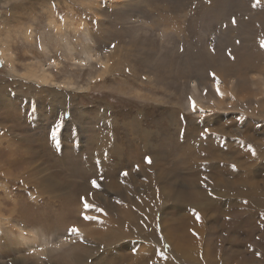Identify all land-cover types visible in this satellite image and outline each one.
I'll return each instance as SVG.
<instances>
[{
	"label": "rangeland",
	"instance_id": "rangeland-1",
	"mask_svg": "<svg viewBox=\"0 0 264 264\" xmlns=\"http://www.w3.org/2000/svg\"><path fill=\"white\" fill-rule=\"evenodd\" d=\"M119 1L0 0V52L5 53L4 58L0 54V200L8 203L2 213L8 217L20 192H27L24 199L44 192L37 197V206L26 200L29 213L16 211L0 222V264H35L41 258L35 253L44 245L48 252L44 264H71L73 255L84 252L80 241L90 239L69 231L74 222L89 226L95 238L110 228L105 223L96 226L93 219L83 221L76 204L63 203L66 193L71 192L72 199L76 193L77 198L83 186L68 184L62 191L41 183L35 190L34 179L29 180L26 172L48 169L53 184L64 177L71 183H88L65 172L61 180L55 177L68 164L89 157V176L94 178L96 169H102L99 165L110 169L121 164L122 156L126 163L115 166L113 178L95 179L98 187L90 184L87 189L89 204L93 203L88 216L97 221L105 216L122 219L129 200L120 196L130 199L132 193L149 192L157 204L155 232L162 233L161 244L149 256L150 251L139 247L151 246L146 241H123L121 248L103 247L90 255L87 264H106L114 256H125L121 264H153L154 257L158 264H264V66L260 65L264 0H128L124 5ZM50 6L57 12L55 26L49 23ZM77 24L84 26L76 30ZM111 52L122 60L117 65L121 69L108 62L104 71L99 63ZM77 61L79 65H73ZM42 69L48 74L45 83L37 82ZM130 120L139 121L147 132L143 150L128 144L133 137ZM95 138L108 140L100 157L93 155ZM114 147L122 150L120 155ZM27 151L32 158L21 163ZM236 152L244 157L235 159ZM252 153L256 158L251 157V164L247 157ZM15 159L19 165L12 163ZM238 161L254 174L236 177L232 168ZM150 180L156 181L153 188L144 189ZM223 183L259 191L249 216L232 220V211L242 206L219 199L228 190ZM174 184L181 198L166 201L159 193H167ZM48 189L60 196L50 199ZM185 220L200 228L197 257L187 258L182 252L178 257L175 251L172 236L178 239L181 232L174 228L182 223L183 229ZM18 232L32 233L36 241L18 238ZM168 235L169 242L163 238ZM170 248L175 254L167 263L171 258L162 260L158 254L166 256Z\"/></svg>",
	"mask_w": 264,
	"mask_h": 264
},
{
	"label": "bare ground",
	"instance_id": "bare-ground-1",
	"mask_svg": "<svg viewBox=\"0 0 264 264\" xmlns=\"http://www.w3.org/2000/svg\"><path fill=\"white\" fill-rule=\"evenodd\" d=\"M123 3L122 5H124L125 3H127L128 2V0H120L119 2H118V4L119 3ZM243 5V4H242ZM261 7V6H260ZM255 8V7H254ZM54 7H52V6H50V7H48L47 8V10L49 11V15H50V18H52L51 20H50V25H52V26H55V20H54V18H56V15H57V12H55L54 11ZM255 14V13H254ZM249 16V15H248ZM66 18V17H65ZM65 18L63 19V21H62V24L63 23H65ZM249 18V17H248ZM252 18H253V16H252ZM261 20V19H260ZM262 23V22H261ZM260 23V24H261ZM254 24V23H253ZM84 25H80V24H77L76 26H74V28L77 30L78 28H82ZM233 26V25H232ZM257 26V25H256ZM236 27V26H235ZM260 27V26H259ZM258 28V27H257ZM232 29V28H231ZM260 29V28H259ZM242 31V30H241ZM235 33H237V32H235ZM235 33H234V36H235ZM1 47V46H0ZM3 47V46H2ZM3 49V48H2ZM1 49V50H2ZM0 50V51H1ZM0 54H1V56L4 58L5 57V53H4V51L3 52H0ZM7 55V54H6ZM88 55V54H87ZM90 55V54H89ZM88 55V56H89ZM9 56V55H8ZM90 56H92V55H90ZM89 56V57H90ZM95 56V55H94ZM93 57V56H92ZM91 57V58H92ZM72 58V60H73V57H71ZM85 58V57H84ZM75 59V58H74ZM77 60H78V58H77ZM92 60V59H91ZM263 61H261L260 62V65H263L264 66V59H262ZM121 59H120V57H119V55L117 54V53H115V52H111L110 54H108V56L106 57V60L104 61H102L101 63H99V64H101V66L103 67V70L105 71L107 68H108V62H112V63H114V64H116V66H114V67H116V68H118V69H121V67H119V66H117L118 64H120L121 63ZM77 62H78V64H77ZM75 64H73V65H76V66H78L79 65V61H77ZM99 62V61H98ZM55 66H57L56 64H57V62H55V63H53ZM123 65V64H122ZM113 66V65H112ZM82 67V66H81ZM11 68H12V65H11ZM102 69V68H101ZM102 70V71H103ZM215 75H217V74H215ZM219 75V74H218ZM219 76H221V75H219ZM218 76V77H219ZM37 78H38V81L37 82H39V83H45V82H47V79H48V74H47V72H46V70H44V69H42L41 70V73L40 74H38V76H37ZM242 78V77H241ZM223 79V78H222ZM238 79V78H237ZM239 80V79H238ZM243 83H245V82H242V84ZM241 84V85H242ZM36 85L38 86V84L36 83ZM64 85V84H63ZM65 87H68V85H64ZM70 87H71V85H70ZM224 91V90H223ZM223 93V92H222ZM260 94V93H259ZM233 95V94H232ZM221 98H223V97H221ZM252 99V98H251ZM264 99V98H263ZM63 114V113H62ZM62 116V115H61ZM103 117V116H102ZM103 119V118H102ZM178 119V118H177ZM62 120H63V118H62ZM104 122V121H103ZM68 123H70V122H68ZM104 123H106V122H104ZM129 123H130V129L132 130V135H133V137H131V138H129V145L130 146H135V144L136 145H138L139 146V149H141V150H143V148H142V146H144L145 145V139H146V137H147V132L146 131H144L145 129H142L141 128V125H140V122L139 121H134V120H130L129 121ZM189 125V124H188ZM110 128V127H109ZM157 128V127H156ZM53 129V128H52ZM142 129V130H141ZM48 130V129H47ZM200 130V129H199ZM53 132V131H52ZM51 132V133H52ZM54 134H55V132H54ZM53 135V134H52ZM109 136V135H108ZM197 136H198V134H197ZM159 137V136H158ZM202 137V136H201ZM54 138H56V134H55V137ZM117 138V137H116ZM88 139V138H87ZM93 139V138H92ZM55 140V139H54ZM91 140V139H90ZM109 140H110V137H109ZM124 140V139H123ZM194 140V139H193ZM105 141H108V140H105V139H103V138H95V140H94V142H96L95 144H96V146H97V152H96V154H93V155H95V156H97V157H100V151L101 150H103V143L105 142ZM111 141V140H110ZM188 141V140H187ZM205 141H207V140H205ZM41 142H42V144L44 145V140H42L41 139ZM93 142V143H94ZM112 142V141H111ZM116 142V141H115ZM122 142H124V141H122ZM190 142V141H189ZM208 142V141H207ZM108 143V142H107ZM148 143V142H147ZM205 143V142H204ZM105 145H106V143H104ZM143 144V145H142ZM150 144V143H149ZM200 144H202V143H200ZM37 145V147L39 148V149H41L42 148V145H40V144H36ZM147 145V144H146ZM161 145V144H160ZM194 145V144H193ZM198 145V144H197ZM203 145V144H202ZM214 145V144H213ZM93 146H95L94 144H93ZM107 146H108V144H107ZM216 146V145H215ZM41 147V148H40ZM91 147V146H90ZM150 147H152V146H150ZM162 147V146H161ZM208 147V146H207ZM96 148V147H95ZM104 148H106V147H104ZM170 148V147H169ZM215 148V147H214ZM238 148V147H237ZM138 149V150H139ZM149 149V148H148ZM154 149V148H153ZM23 150V149H22ZM25 150V149H24ZM23 150V151H24ZM29 151H30V149H28ZM26 151V150H25ZM114 151L115 152H117V154H121V152H122V150L120 149V148H115L114 147ZM150 151H151V148H150ZM137 152V151H136ZM63 153V152H62ZM71 153V152H70ZM243 155H244V153L243 152H241ZM25 154V156H22V158H21V163L22 162H24V160H27V161H29V160H31V155H30V153H28V151L27 152H25L24 153ZM91 154V153H90ZM106 154V153H105ZM129 154V153H128ZM242 154H240L239 152H236V157H235V159L236 158H241V157H244ZM13 155V154H12ZM86 155H88V153L86 154ZM136 155H139V151L136 153ZM189 155V154H188ZM129 156H130V154H129ZM179 156V155H178ZM256 156V154H254V153H252L251 155H250V157H247V159H248V161L252 164L253 163V159L251 158V157H255ZM137 157V156H136ZM24 158H26V159H24ZM126 158H128L127 156H126ZM131 158V157H130ZM256 158V157H255ZM14 159V158H13ZM58 159V158H57ZM82 159V158H81ZM116 159V158H115ZM91 160L92 159H90L89 157H87V158H83V161L82 160H80V161H77V163H74V164H68V168H66V170H62L61 169V167H60V172H58V176H57V174H56V177L55 178H60V180H61V174L62 173H66L67 175H69V176H71V177H73V178H79V179H82V178H85V180H87L88 181V183H71L72 181H69V180H67L65 177H64V179L62 178V181L63 182H60L58 179H57V182L56 183H54L53 184V181L55 180H53L52 181V179H51V177L49 176L50 174L49 173H47V170L48 169H43V168H41V169H37V168H33V169H30L28 172H26L27 173V176H28V178H29V180H32V179H34V181L32 182V188H34L35 190H38L39 188H40V186H41V183H43L44 184V186L45 187H47V188H51L52 186H55V185H57L58 186V188H60L62 191L64 190V189H66L64 186L65 185H67L68 186V184H70V186H72L73 188H77V189H79V188H81L82 186H83V190H81L79 193H77L78 195H77V198H76V193L74 194V199H72L71 198V192H70V194L69 193H66V196L65 197H63L62 199L64 200V202L63 203H68V202H72L73 203V205H75L76 204V206L74 207L75 209H76V213L77 214H82L81 215V217H82V220L84 221V220H92V219H85V216H88V212H90L89 210H88V208L86 209L85 207H84V202H85V200L89 203V202H91L92 201V199H90L89 197H88V195H89V190H87V189H89V186H90V184H92V181L93 180H98L99 181V179H101V178H113L114 177V174H115V172H116V168H115V166H120V165H123L124 163H126L125 162V159L123 158V156H122V160H121V164H119L118 162H116V165H113V166H110V169H108V168H104L103 166H101V165H99V167H101L102 169L99 171L98 169H96V172H95V175H94V178H90V176H89V174H90V169H91V165H89V162H91ZM13 161V160H12ZM105 161V160H104ZM151 162H154V160H150ZM248 161H246L247 162V164H249L248 163ZM40 162H42V161H40ZM93 162V161H92ZM119 162H120V158H119ZM147 162V161H146ZM12 163H16V165H19V163H20V160H17V159H15ZM27 163V162H26ZM97 163H98V161H97ZM101 163V162H100ZM104 163V162H103ZM115 163V162H114ZM42 164H44V163H42ZM26 165V164H25ZM103 165V164H102ZM234 165H235V167H233L232 168V173H234V175H236V177L238 176V174L237 173H242L243 174V176H249V177H251V174H254V171H253V169H249L248 167H246L245 165H244V163L242 162V161H238L237 163H234ZM21 166V165H20ZM95 166V165H94ZM94 166H93V168H94ZM56 167H59L58 165L56 166ZM98 167V168H99ZM21 168V167H20ZM31 168V167H30ZM97 168V167H96ZM116 169V170H115ZM20 170V169H19ZM93 170V169H92ZM91 170V171H92ZM94 170H95V168H94ZM53 172H55V171H53ZM105 172L108 174V176H106L105 175ZM118 172V171H117ZM247 172V173H246ZM56 173V172H55ZM104 173V175H102ZM121 173V171H119L117 174L119 175ZM55 176V175H54ZM53 177V176H52ZM116 177V176H115ZM182 177V176H181ZM174 178H175V176H174ZM199 180V179H198ZM151 181V180H150ZM158 181V180H157ZM154 182H156V181H154V180H152L149 184H146L145 186H143V188L144 189H151V188H153V183ZM160 182V181H159ZM241 183H242V185H247V186H249V183H248V181H242L241 180ZM165 184V183H164ZM173 184V183H172ZM235 184V183H234ZM201 185V184H200ZM156 186V185H155ZM221 186H223V187H225L226 189H228L226 192H223V194L221 195V198H219V199H222V198H229L230 200L229 201H236V203L238 202L242 207H239V208H237L235 211H232V212H234V213H232V215H233V217L231 216V215H229V216H231L232 217V220H234V219H238V218H240V217H246V216H249L248 214L252 211V210H254V208L257 206L256 204V202H255V198L254 197H256V193H259V191H257L256 190V188H255V190H254V186H253V188L251 189L250 187H245V186H237V189L233 186V187H231L230 185H228V184H225V183H223V184H221ZM101 187V186H100ZM162 187H164V186H162ZM195 188H198V186H196ZM57 189V188H56ZM69 189V188H68ZM176 189H177V186L174 184L173 185V188L172 189H170L167 193L165 192V194H163V193H159V194H161V197L163 198V199H165L166 201L167 200H175V201H177V198H181L178 194H177V191H176ZM53 190L54 189H48V191H46V193H48L49 195H50V199H53V198H57V197H59L60 196V194H59V192L60 191H58L57 192V190H56V192L59 194V195H57V194H55L54 192H53ZM183 190V189H182ZM233 190L235 191V192H233ZM160 191H162V190H160ZM181 191V190H180ZM233 192L234 193V195L233 196H229V195H227V193L228 192ZM91 192V191H90ZM147 192V191H146ZM163 192V191H162ZM183 192V191H182ZM188 192V191H187ZM26 191L24 190V191H22V192H20V194H21V196H17V199H18V202L17 201H15V202H12V205H13V207L11 208V209H9V215H8V217H5V215H4V213H2V211H3V208H5L4 207V204H8V203H5V202H2L1 200H0V222L1 221H6V220H9L10 219V217H11V215L14 213V212H16V211H20V214L22 213V212H25V213H29V208H28V206H27V201L30 203V201H34L35 202V204H36V206L38 205V200H37V197H39V196H43V193H41V192H36V193H38L39 195H37V196H33V195H30L29 196V198L30 199H24L25 198V195H26ZM30 193V192H29ZM61 193V192H60ZM158 193V192H157ZM133 195H132V198H130V199H127L125 196H120V197H124L125 198V200H129V201H127V203L129 204V208H126V209H128V211H127V213L124 215V218H122V219H115V217L114 216H112V217H110V218H105L104 217V220H102V221H97V219L96 218H93V222H95L94 224H96V226L97 225H103V223H105L108 227H110V228H113L114 229V231L113 232H109L110 231V228L109 229H106V230H102L100 233L102 234L101 236H99V237H96L95 238V236L93 237V235L94 234H92L91 232V228L88 226H81V225H77V224H81V223H79V222H74L73 224H72V227H70V228H73V227H75V228H77L78 230H79V235L80 234H82V235H84V236H88V238H90L89 240H91L92 239V242H90L89 240H82V241H80V245L83 247V248H85L84 249V252H83V254H75V255H73L72 256V254H71V264H87V262H88V260H89V258L91 257L90 255H92V254H94V253H98L100 250H101V248H103V247H107V248H113V246H115V245H117L119 248H121V247H123L125 244L124 243H122V245H121V242H123V241H129V240H131V239H137V240H143L142 242H144V241H146L145 243H146V245H147V243H149L151 246H153L154 247V250L153 249H151L150 247L151 246H144V247H141V246H139L140 247V249L144 252L145 250L146 251H150L151 253H150V255L149 256H152L151 254H154L155 252H156V249H157V246H159V244H161L160 242H161V239H160V237H161V234H157L156 232V230H155V225H156V220H158L157 219V216L155 215V208L157 207V204L155 205V202H153L152 200H153V198H154V196H153V194H151V193H149V192H147V194H141L140 193V195H134V193H132ZM191 194V193H190ZM194 195H195V197H197V196H199V194L198 193H193ZM48 195V196H49ZM90 196V195H89ZM184 197L186 196V195H183ZM259 196V195H258ZM93 197V196H92ZM141 198V199H139V198ZM190 197V196H189ZM191 197H193V196H191ZM28 198V197H27ZM70 198V200H68ZM259 198V197H258ZM159 199V198H158ZM184 200H185V198H183ZM192 199V198H191ZM22 200V201H21ZM27 200V201H26ZM42 201V200H41ZM51 201V200H50ZM55 201V200H54ZM194 201V200H193ZM228 201V202H229ZM43 202V201H42ZM115 202V201H114ZM182 202V201H181ZM264 202V201H263ZM98 203V202H97ZM117 203V202H116ZM159 203V202H158ZM161 203V202H160ZM184 203V202H183ZM199 203V202H198ZM212 203V202H211ZM235 203V202H234ZM54 204V203H53ZM112 204V203H111ZM167 204V203H166ZM182 203H180V205H181ZM191 204H192V202H191ZM264 204V203H263ZM19 205H20V208H19ZM92 205H93V203H92ZM94 205H96V204H94ZM117 205V204H116ZM161 205V204H160ZM159 205V206H160ZM184 205V204H183ZM189 205V204H188ZM229 205V204H228ZM231 205H233V204H231ZM235 205V204H234ZM61 206V205H60ZM190 206V205H189ZM237 206V205H236ZM165 207V206H164ZM182 207V206H181ZM184 207V206H183ZM233 207V206H232ZM235 207V206H234ZM233 207V208H234ZM259 207H260V204H259ZM258 207V208H259ZM40 208V207H39ZM175 208V207H174ZM20 209V210H19ZM163 209V208H162ZM185 209V208H184ZM39 210V209H38ZM22 211V212H21ZM104 211V210H103ZM167 211V210H166ZM188 211V210H187ZM186 211V212H187ZM200 211V210H199ZM202 211H204V210H202ZM162 212V211H161ZM164 212V211H163ZM162 212V213H163ZM47 213V212H46ZM58 213V212H57ZM76 213H73L74 215H76ZM93 213V212H92ZM151 213H152V215H151ZM162 213H160L161 215H162ZM185 213V212H184ZM191 213V212H190ZM203 213V212H202ZM230 213V214H231ZM100 214V213H99ZM180 215V214H179ZM191 215V214H190ZM204 215V214H203ZM202 215V216H203ZM57 216V215H56ZM70 216V215H69ZM168 216V215H167ZM192 216V215H191ZM45 217V216H44ZM46 217H48V216H46ZM89 217H92L91 215H89ZM102 217H103V215H102ZM101 217V218H102ZM164 217V216H163ZM173 218V217H172ZM42 219H43V217H42ZM96 219V220H95ZM224 219V218H223ZM245 219V218H244ZM45 220H46V218H45ZM73 220V219H72ZM62 222V221H61ZM65 222V221H64ZM235 222V221H234ZM240 222V221H239ZM86 223V222H85ZM87 224V223H86ZM90 224V223H89ZM93 224V225H94ZM104 224V225H105ZM184 224H186V225H184L185 227L183 228V229H180L182 226H183V224L182 223H180V225L179 226H176L175 228H174V232H176V231H180L181 232V234H180V236L178 237V239H177V236H175V235H173L172 236V238H173V242H175L176 241V245H175V251H176V253L178 254L179 252H182V254H183V256H185V257H190V258H192V257H197V256H194V252L196 251V255H199L198 254V252L199 251H197L196 249H194V248H199V246H200V244H201V235H200V233H198V230H200V228L199 227H196L197 226V224H196V222L194 221V223H193V221H189V220H185L184 221ZM196 224V225H195ZM71 225V224H70ZM91 225V224H90ZM66 226V225H65ZM175 226V225H174ZM191 226V227H190ZM192 226H193V228H192ZM68 227V226H67ZM196 227V228H195ZM96 228H98V227H96ZM99 229H100V227H99ZM163 229H165V227L164 226H162V230ZM88 230H90L91 232H89ZM95 230V229H94ZM101 230V229H100ZM156 231V232H155ZM164 232V231H163ZM166 232V231H165ZM193 232H195L197 235H194L193 234ZM19 233V232H18ZM28 233V232H27ZM32 234V233H31ZM28 235V234H25V233H19L18 234V238H19V235H20V238H22L23 240H30V242L32 243V242H35L36 241V239H35V237L33 236V235ZM73 234V233H72ZM201 234H203V233H201ZM207 234H210V233H207ZM74 235V234H73ZM78 235V236H79ZM75 236H76V233H75ZM82 237V236H81ZM74 238V237H73ZM80 238V237H79ZM78 238V239H79ZM163 238H165L168 242H169V235H168V239H167V236H164ZM205 241H208L209 242V238H206L205 239ZM170 243H172V242H170ZM209 244V243H208ZM73 245V244H72ZM126 245H128V243L126 244ZM157 245V246H156ZM132 246V245H131ZM116 247V246H115ZM134 247V246H133ZM209 247H210V249H209V251L210 252H212V250H211V248L213 247V244L211 245V243H210V245H209ZM80 248V247H79ZM138 248V247H137ZM139 250V249H138ZM159 250V249H158ZM190 250L192 251V252H190ZM207 250H208V248H207ZM170 251H172V249L170 248L167 252V254H166V256L165 255H159L158 254V257H160V258H162V260H167L168 258H171V259H169L168 261H167V263L168 262H170V261H172V258H174V254H173V252H170ZM50 252V251H49ZM136 252H137V250H136ZM4 253H6V252H4ZM51 253V252H50ZM79 253V252H78ZM118 253H120V251L118 252ZM139 253V252H138ZM200 253V252H199ZM36 258L38 257V256H41V258H38L37 259V261H36V263L35 264H44V262H43V260L44 259H48V252L46 251V247H45V245L43 246V247H41V249H39L38 251H36ZM65 254V253H64ZM133 254V253H132ZM164 254V253H163ZM192 254V255H191ZM120 255V254H119ZM127 255V254H126ZM69 256V255H68ZM141 256H143L142 254H141ZM163 256V257H162ZM26 257V256H25ZM128 257V256H127ZM140 257V256H139ZM176 257V256H175ZM178 257H179V254H178ZM112 258V260H110L109 262H107L106 264H121L122 263V261L124 260V258H125V256H118V257H116V256H114V257H111ZM144 258V257H143ZM186 258V259H187ZM70 259V258H69ZM138 259V258H137ZM181 259V258H180ZM140 260V259H139ZM143 260V259H142ZM191 260H193V259H190V261ZM151 261H155L153 264H158L159 263V259H157V258H152L151 259ZM175 261H176V259H175ZM13 262V261H12ZM20 262V261H19ZM178 262V261H177ZM60 263H61V261H60ZM60 263H56V264H60ZM63 263V262H62ZM179 263V262H178ZM47 264V263H46ZM67 264V263H66ZM138 264V263H137ZM150 264V263H149Z\"/></svg>",
	"mask_w": 264,
	"mask_h": 264
},
{
	"label": "snow or ice",
	"instance_id": "snow-or-ice-1",
	"mask_svg": "<svg viewBox=\"0 0 264 264\" xmlns=\"http://www.w3.org/2000/svg\"><path fill=\"white\" fill-rule=\"evenodd\" d=\"M259 2H260V0H257V3H259ZM233 23H235V20H233ZM261 47H264V40L261 41ZM53 136L55 137V134H53ZM149 162H151L150 161V158H149ZM125 175H126V173H125ZM92 184H93V186H97L98 187L97 182L95 180L92 181ZM84 207L87 209V208H91L93 206L91 204H89L85 200ZM193 215L195 216V218H196L197 221H200L201 217H200V214L198 212H196L195 210H193ZM85 219H93V217L85 216ZM69 231L72 232V233H76L77 235H79V230L77 228H75V227L69 229ZM193 234L194 235H197L195 232H193Z\"/></svg>",
	"mask_w": 264,
	"mask_h": 264
}]
</instances>
